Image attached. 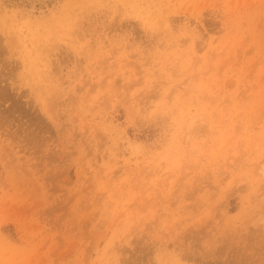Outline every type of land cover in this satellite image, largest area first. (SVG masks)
<instances>
[{
	"label": "rangeland",
	"instance_id": "374dc122",
	"mask_svg": "<svg viewBox=\"0 0 264 264\" xmlns=\"http://www.w3.org/2000/svg\"><path fill=\"white\" fill-rule=\"evenodd\" d=\"M0 264H264V0H0Z\"/></svg>",
	"mask_w": 264,
	"mask_h": 264
}]
</instances>
